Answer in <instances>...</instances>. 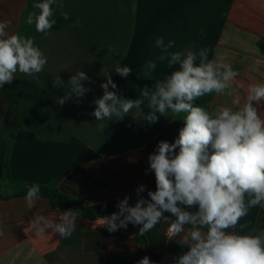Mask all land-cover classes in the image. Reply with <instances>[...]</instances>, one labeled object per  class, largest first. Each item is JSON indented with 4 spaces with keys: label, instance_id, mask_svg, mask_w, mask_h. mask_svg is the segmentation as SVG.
Instances as JSON below:
<instances>
[{
    "label": "crops",
    "instance_id": "obj_1",
    "mask_svg": "<svg viewBox=\"0 0 264 264\" xmlns=\"http://www.w3.org/2000/svg\"><path fill=\"white\" fill-rule=\"evenodd\" d=\"M38 2L42 0H0V21L11 22L9 34L33 38L48 61L41 73H17L12 84L0 88V150L4 146L9 175L0 182V264H102L116 256L126 264L147 256L154 264V257L166 251L183 254L187 248L181 237L169 236L164 220L145 234L144 245L137 241L135 228L110 233L100 225L101 218L82 216L71 238L50 229L36 237L27 231L35 214L68 209L56 210L50 198L40 196L29 210L19 193L27 184L48 186L74 202L71 209L82 212V207H116L125 196L134 205L140 185L154 190V173L146 174L148 156L159 141L174 142L183 114L167 112L155 124L134 121L131 114L119 121L114 117L98 131L93 101L103 95L104 75L109 72L118 94L128 99L138 97L145 86L152 89L174 70L167 60L158 59L162 53L155 41L163 37L165 43L175 41L170 52L208 49L210 60L222 55L240 73L232 96L211 94L196 106L212 110L231 107L237 99L243 103L248 84L264 83V0H63L48 36L25 23ZM258 59L262 63L257 70L253 66ZM148 62L157 67L146 76L143 66ZM117 63L132 68V74L118 76L113 70ZM77 69L90 77L85 87L91 91L79 102L74 97L59 105L56 100ZM56 75L64 88L53 87ZM259 110L264 115V103ZM147 190L141 193L146 199ZM240 225L247 226L243 232L248 234L264 230V208L251 209Z\"/></svg>",
    "mask_w": 264,
    "mask_h": 264
},
{
    "label": "clouds",
    "instance_id": "obj_2",
    "mask_svg": "<svg viewBox=\"0 0 264 264\" xmlns=\"http://www.w3.org/2000/svg\"><path fill=\"white\" fill-rule=\"evenodd\" d=\"M63 7V0L33 3L34 11L28 12L25 23L48 36L56 23L55 9ZM61 15L69 19L67 12ZM10 23L0 21V88L12 84L17 73H41L48 62L33 38L9 34ZM155 44L162 53L159 61L167 60L169 69L174 70L156 81L152 89H140L135 99L119 95L107 72L106 82L101 84L103 95L93 101L96 107L92 115L100 122L97 130L103 132L107 121L114 117L119 121L129 114L134 121L155 124L167 112L183 114V126L174 142L159 141L148 156L146 174L154 173L155 190L138 186L134 205L125 196L116 204L118 211L102 216L99 223L110 233L127 229L129 224L140 225L138 235L144 236L162 220L168 222L169 236L181 237L180 244L187 248L172 264H264V230L248 234L243 232L247 226L240 225L251 209L264 208V115L259 110L264 103V83L248 84L243 103L237 99L231 107L220 105L212 110L196 106L197 100L211 94L232 96L240 73L222 55L210 60L208 49L170 52L175 41L165 43L163 37ZM261 63L256 60L253 67L258 70ZM143 67L147 76L157 64L148 62ZM113 70L121 78L132 74V68L118 63ZM85 82H91L90 77L77 69L68 81L67 91L56 102L64 105L74 97L79 102L91 91ZM52 84L55 88L65 87L59 75ZM25 187L24 199L30 210L40 199V185ZM146 190L147 199L141 195ZM79 217V209L48 216L35 214L27 231L39 237L46 236L45 231L50 229L68 239ZM237 225L240 231H236ZM137 264L153 262L145 256Z\"/></svg>",
    "mask_w": 264,
    "mask_h": 264
},
{
    "label": "trees",
    "instance_id": "obj_3",
    "mask_svg": "<svg viewBox=\"0 0 264 264\" xmlns=\"http://www.w3.org/2000/svg\"><path fill=\"white\" fill-rule=\"evenodd\" d=\"M8 160L7 155L4 146L0 150V182L8 177ZM28 186H31L33 184H27ZM156 188V185H154V190ZM153 190V191H154ZM26 187L23 192H20L19 194L26 195ZM40 196L48 197L53 202V208L56 210L60 209H71V207L74 205V202L71 200L65 198V196L60 193L58 190H53L48 186L40 185ZM118 211V209L115 206L111 205H103V206H95L92 208H84L82 207L81 216L87 217L90 219H98L102 216L110 215L113 212ZM136 226V227H135ZM128 227L130 229H136L139 231L140 225H132L129 224ZM137 241L141 244L146 243V235L137 237ZM163 256V253L157 255L154 257V264H158ZM102 264H126V262L119 256L104 260Z\"/></svg>",
    "mask_w": 264,
    "mask_h": 264
},
{
    "label": "water",
    "instance_id": "obj_4",
    "mask_svg": "<svg viewBox=\"0 0 264 264\" xmlns=\"http://www.w3.org/2000/svg\"><path fill=\"white\" fill-rule=\"evenodd\" d=\"M178 255L179 254L174 251H166L158 264H172L173 259Z\"/></svg>",
    "mask_w": 264,
    "mask_h": 264
},
{
    "label": "rangeland",
    "instance_id": "obj_5",
    "mask_svg": "<svg viewBox=\"0 0 264 264\" xmlns=\"http://www.w3.org/2000/svg\"><path fill=\"white\" fill-rule=\"evenodd\" d=\"M4 191V189L3 188H0V192H3Z\"/></svg>",
    "mask_w": 264,
    "mask_h": 264
}]
</instances>
